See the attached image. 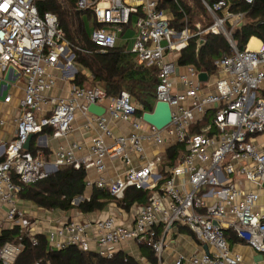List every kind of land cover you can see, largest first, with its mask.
<instances>
[{"label":"built area","instance_id":"built-area-1","mask_svg":"<svg viewBox=\"0 0 264 264\" xmlns=\"http://www.w3.org/2000/svg\"><path fill=\"white\" fill-rule=\"evenodd\" d=\"M40 1L0 0V83L8 71L13 77L15 69L21 74L18 80L24 81L17 133L3 145L5 159L0 161V204L9 205L7 218L21 230L15 241L0 246V264L16 262L25 236L37 243L30 234L31 221L16 205L20 187L13 177L28 184L50 174L45 158L25 147L29 137L47 127L53 129L55 138L66 137L78 113L95 122L101 134L93 138L90 153L82 158L76 156L79 146L75 143L59 147L51 167L95 168L101 176L96 181L86 180V187L105 189L117 200L125 197L129 187L149 189L151 195L146 204L136 208L131 224L120 222L113 212L95 221L73 219L50 231L49 242L55 249L77 246L110 258L116 245L134 241L151 247L161 258L166 239L159 236L158 229L169 232L182 224L211 249L181 256L176 264H245L242 254L231 250L227 229L254 251L264 253V215L255 210L259 193L244 187L245 182L264 185V141H257L264 135V41L257 39L253 48L251 37L239 48L233 32L246 19V12L230 9L235 2L252 4L255 0H202L214 24L204 29L195 24V32L189 26L178 31L172 25L174 16L163 4L174 3L180 8L179 0H76L77 9L91 11L100 25L90 35L96 52L115 48L118 32L135 16L136 37L130 52L138 64L157 69L156 99L170 104L172 122L158 130L141 117L128 135H115L110 122L129 121L138 112L129 92L110 97L100 84H73L67 95H50L59 78L74 79L76 51H91L69 42L57 15L40 13ZM206 34L225 35L230 52L215 61L218 76L213 85L201 81L203 71L190 65L178 77L184 87L178 90L173 79L177 63L167 55L182 51L193 37ZM11 98L8 94L5 102ZM104 101L109 102L104 114L89 111L91 104ZM210 109L214 111L210 127L194 131ZM176 143L183 144L184 150L173 165L164 164L165 157L158 152L145 163L132 166L131 153L143 159L149 144ZM107 158H120L130 167L109 181L102 176Z\"/></svg>","mask_w":264,"mask_h":264},{"label":"trees","instance_id":"trees-1","mask_svg":"<svg viewBox=\"0 0 264 264\" xmlns=\"http://www.w3.org/2000/svg\"><path fill=\"white\" fill-rule=\"evenodd\" d=\"M179 4L180 8L174 3L165 2L163 4L172 10L174 16L172 25L180 29L190 25L194 27L191 24V4L186 0H179ZM38 7L41 14L52 12L57 15L60 27L69 42L81 49L91 51H76V63L92 74L94 84L103 86L110 97L118 96L121 91L129 92L143 107L142 110H138L140 114L143 111L152 112L154 110L159 81L156 67L138 64L135 55L131 52H124L121 47L116 46L105 53L96 52V46L86 29L84 15L92 21L93 28L100 27V25L91 11L77 9L76 0H43L39 2ZM230 9L235 12H246V19L249 20V23L236 28L233 32L239 48L243 49L253 36L264 41V0H255L252 4L238 1L233 3ZM206 38L207 43L198 56L197 40L199 37H193L188 46L182 50L179 63L192 64L199 70L215 72L217 70L215 61L223 54L230 52V45L221 34H206ZM73 82L77 85L89 86L87 84L90 80L85 74L78 72ZM193 130L200 132L201 125L195 126ZM183 150L184 145L180 143L169 146L166 150L164 164L173 165ZM86 176L87 170L84 167L77 169L73 166H64L33 183H23L15 177L14 180L20 187L21 195L40 207L62 210L77 208L83 213L102 211L111 202L129 209L134 202L147 203L151 195L149 189L129 187L125 192V197L117 200L107 190L94 187L89 199L86 198L75 205L74 199L85 195ZM228 231L233 241H241L231 229ZM17 233L20 234V230ZM34 237L36 244H33L30 236H25L24 249L14 264H141L124 251L116 252L108 258L96 251L80 250L77 246H68L58 250L48 249L46 237L43 235ZM143 247L148 250L147 257L151 264H157L153 249L149 246Z\"/></svg>","mask_w":264,"mask_h":264},{"label":"crops","instance_id":"crops-1","mask_svg":"<svg viewBox=\"0 0 264 264\" xmlns=\"http://www.w3.org/2000/svg\"><path fill=\"white\" fill-rule=\"evenodd\" d=\"M167 10L169 15L172 16L173 13L169 6H167ZM135 21L136 17L134 16L131 24L125 27L122 32H118L117 34L116 46L121 47L124 52H130L134 44L136 37ZM127 33L132 34L130 36L131 41H128V38H125ZM201 38H206V36ZM253 38L261 40L255 36H253L252 39ZM119 41L125 42L126 44L132 42V46L130 49H127V46L122 47L121 45H119ZM181 54L182 51L169 53L167 55L168 58L176 60L177 63L176 74L174 75L173 79L178 90L184 89L182 84H180L178 77L180 76V74L186 73L188 67L192 65L180 64L179 59L181 57ZM75 65L79 68L78 70H76L73 67L72 71L76 72L75 74H77L78 72H82L89 79H93L92 74L82 65L78 63H76ZM201 71L208 74L207 81L210 85H213L218 76V70L212 73L206 70ZM74 79H67L66 76H64L63 78H59L57 87L51 91L50 95H67L71 85L75 84L73 82ZM9 94L12 96L10 102L0 100V161L5 159L3 145L8 144L10 141H12L17 133V119L21 113L20 99L24 95V81L18 80L15 84H13ZM134 101L139 106V109L142 110L143 107L140 105V103L135 99ZM108 104V101H104L102 105L104 107H107ZM144 112L145 111H143V113ZM143 113H136L129 121L113 120L110 122V127L115 135H128L134 130V121L141 118ZM213 118L214 111L210 109L206 113L204 120H202L199 125H201V128L210 127ZM148 129V125H145L144 130ZM53 132L54 131L52 128L47 127L44 128L42 132L34 134L31 139L29 148H27L28 151L32 154L45 158L49 166L48 168L50 170V174L58 170L51 166L55 160V151L59 147L69 148L72 144L75 143L79 146L78 150H76V156L78 158H82L90 153L93 138L101 134L95 122L90 121L88 117L82 116L80 113H78L77 120L73 124V128L68 136L63 138H55ZM105 140L107 143H111L112 141L110 138H106ZM257 141H264V136L257 138ZM169 146L171 145L156 146L149 144L146 148L147 150L144 154L143 159H141L138 154L131 153L132 166H139L141 163H145L146 160L152 159L158 152H162L164 157H166V150ZM106 163L107 171L102 176L109 181L122 176L130 167L129 165L125 164L120 158H107ZM100 176L101 175L96 171L95 168H91L87 170L86 180L96 181L100 178ZM13 177L18 179V177L16 176ZM244 187L249 190L258 191L259 199L255 204V210L261 215H264V185L258 186L251 182H245ZM93 188L87 187L84 193L85 195L75 198L76 201L74 204L78 205L84 199L90 198ZM16 205L20 210L25 212L27 219H29L32 223V227L30 230L31 236L43 235L47 239L48 249H55V247H53V245L49 242V232L63 227L70 220L78 219L84 221H95L98 219L106 218L114 212L119 217L120 222L131 224L136 208L144 204L134 202L129 209H126L118 203L115 204V202H111L102 211L83 213L77 208L71 210H62L58 208L47 209L40 207L33 201L25 199L19 191L17 193ZM115 207L117 209H115ZM8 209V204H0V246L4 245L6 242L15 241V239L19 235L17 231L21 230L19 224L8 220ZM228 230L229 229L226 230V236L230 248L233 252L242 254L245 264H264V253L254 251L249 245L242 242V240L233 241V238L231 237V234ZM158 232L159 236H162L166 239V242L161 258L157 257L154 253L157 259V264H176V261L181 256L190 257L194 254H201L202 252L211 249L208 245L201 242L189 227L182 224H176L169 232H165L164 229L160 227L158 229ZM59 239L64 240L65 237H60ZM143 246L146 245H140L134 241H128L116 245L115 253L124 251L128 255L133 256L141 264H151L147 257L148 250ZM183 264L189 263L184 262Z\"/></svg>","mask_w":264,"mask_h":264},{"label":"water","instance_id":"water-1","mask_svg":"<svg viewBox=\"0 0 264 264\" xmlns=\"http://www.w3.org/2000/svg\"><path fill=\"white\" fill-rule=\"evenodd\" d=\"M249 23L248 19L243 20L237 28H241L242 26ZM206 38H199L197 40V55L199 56L202 48L206 45ZM21 74L18 69H15V75L12 77L10 71L6 72L4 75V79L0 83V100L3 101L7 97L10 92V89L13 84H15L20 78ZM199 79L201 81L206 82L208 80V74L206 72H201L199 74ZM89 111L95 115L101 116L105 113V107L102 105L91 104L89 106ZM142 118L148 124L154 126L158 130H163L172 122V110L170 104L166 101H157L155 104V108L152 112L145 111L142 115ZM33 135H31L25 145L26 148H29L31 139ZM217 224V222H214Z\"/></svg>","mask_w":264,"mask_h":264},{"label":"rangeland","instance_id":"rangeland-1","mask_svg":"<svg viewBox=\"0 0 264 264\" xmlns=\"http://www.w3.org/2000/svg\"><path fill=\"white\" fill-rule=\"evenodd\" d=\"M189 4H191V8H192V19H191V24L192 26H194L195 24H200L201 29H204L210 25L214 24V21L212 19V17L209 15V13L207 12L206 8L202 6V1L200 0H186ZM39 4V2H38ZM84 20H85V24H86V29L89 35H91L92 31H93V24L92 21L89 19V17L87 15H84ZM191 27V25L189 26ZM228 27V25H227ZM178 31H180L181 29L177 27H175ZM192 31L195 32L197 30L196 26L191 27ZM132 34L131 33H127L125 38H128V41H131L130 36ZM223 35V34H221ZM206 36V35H204ZM225 38L226 36L223 35ZM119 45H121L122 47L127 46V49H130L132 46V42H129V44H126L125 42L119 41ZM74 69L78 70L79 68L76 65H73ZM55 73H58V71H55ZM61 75V73L59 74ZM90 82H88L87 85H93V79H89ZM264 135H259V137H262Z\"/></svg>","mask_w":264,"mask_h":264},{"label":"bare ground","instance_id":"bare-ground-1","mask_svg":"<svg viewBox=\"0 0 264 264\" xmlns=\"http://www.w3.org/2000/svg\"><path fill=\"white\" fill-rule=\"evenodd\" d=\"M255 44H256V45H255ZM257 44H258V40H257V39H255V38H253V39H252V41H251V44H250V46L254 48V47H256V46H257ZM253 45H254V46H253Z\"/></svg>","mask_w":264,"mask_h":264}]
</instances>
